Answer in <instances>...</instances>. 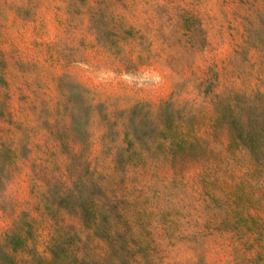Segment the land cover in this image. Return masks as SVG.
<instances>
[{"label":"rangeland","instance_id":"1","mask_svg":"<svg viewBox=\"0 0 264 264\" xmlns=\"http://www.w3.org/2000/svg\"><path fill=\"white\" fill-rule=\"evenodd\" d=\"M0 264H264V0H0Z\"/></svg>","mask_w":264,"mask_h":264}]
</instances>
